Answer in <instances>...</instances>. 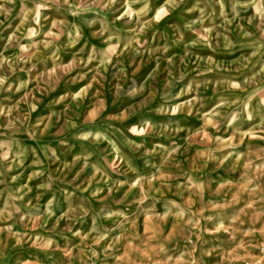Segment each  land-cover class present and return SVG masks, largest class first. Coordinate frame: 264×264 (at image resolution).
<instances>
[{"label":"rangeland","instance_id":"1","mask_svg":"<svg viewBox=\"0 0 264 264\" xmlns=\"http://www.w3.org/2000/svg\"><path fill=\"white\" fill-rule=\"evenodd\" d=\"M0 264H264V0H0Z\"/></svg>","mask_w":264,"mask_h":264}]
</instances>
